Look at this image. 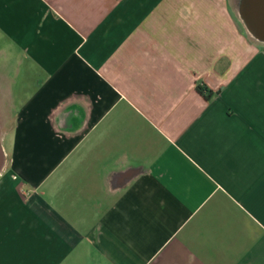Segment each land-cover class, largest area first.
I'll use <instances>...</instances> for the list:
<instances>
[{
  "label": "crops",
  "instance_id": "obj_1",
  "mask_svg": "<svg viewBox=\"0 0 264 264\" xmlns=\"http://www.w3.org/2000/svg\"><path fill=\"white\" fill-rule=\"evenodd\" d=\"M229 12L0 0V264H264V45Z\"/></svg>",
  "mask_w": 264,
  "mask_h": 264
},
{
  "label": "water",
  "instance_id": "obj_2",
  "mask_svg": "<svg viewBox=\"0 0 264 264\" xmlns=\"http://www.w3.org/2000/svg\"><path fill=\"white\" fill-rule=\"evenodd\" d=\"M236 10L246 32L264 43V0H237Z\"/></svg>",
  "mask_w": 264,
  "mask_h": 264
},
{
  "label": "rangeland",
  "instance_id": "obj_3",
  "mask_svg": "<svg viewBox=\"0 0 264 264\" xmlns=\"http://www.w3.org/2000/svg\"><path fill=\"white\" fill-rule=\"evenodd\" d=\"M236 5H237V0H227V11H230L229 13H230V15L232 16V20L234 21V22H240L241 23V21H240V19H239V17H238V14H237V10H236ZM227 14H228V12H227ZM241 25H242V23H241ZM242 34H243V37H246V36H250L247 32H246V30L244 29V27H243V25H242ZM230 34H228V36H229ZM252 38V37H251ZM258 42V41H257ZM260 44H261V42H259ZM262 45H264V43H262ZM264 50V49H263Z\"/></svg>",
  "mask_w": 264,
  "mask_h": 264
},
{
  "label": "trees",
  "instance_id": "obj_4",
  "mask_svg": "<svg viewBox=\"0 0 264 264\" xmlns=\"http://www.w3.org/2000/svg\"><path fill=\"white\" fill-rule=\"evenodd\" d=\"M194 90L199 93L201 96L206 97L208 96L211 92L208 90L204 85L202 84H195L194 85Z\"/></svg>",
  "mask_w": 264,
  "mask_h": 264
}]
</instances>
